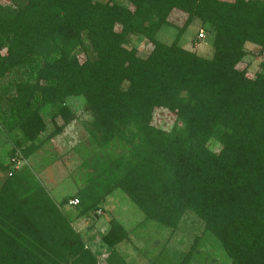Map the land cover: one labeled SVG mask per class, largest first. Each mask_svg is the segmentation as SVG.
Returning <instances> with one entry per match:
<instances>
[{
	"label": "trees",
	"instance_id": "16d2710c",
	"mask_svg": "<svg viewBox=\"0 0 264 264\" xmlns=\"http://www.w3.org/2000/svg\"><path fill=\"white\" fill-rule=\"evenodd\" d=\"M122 1L131 10L114 0L0 3V130L10 163L39 149L46 120L45 141L76 120L68 102L80 99L92 150L81 167L92 172L83 174L76 217L100 212L119 191L144 223L173 231L186 214L201 223L179 264L204 242L229 264H264V64L251 79L237 68L246 45L264 54V0ZM172 11L185 21L167 45L155 36ZM193 22L213 35L210 58L177 45ZM130 36L148 42L146 56L126 46ZM160 108L175 118L167 132L151 125ZM8 175L0 264H98L62 211L70 197L55 204L31 173ZM126 239L110 221L104 264L119 263L114 248Z\"/></svg>",
	"mask_w": 264,
	"mask_h": 264
},
{
	"label": "rangeland",
	"instance_id": "374dc122",
	"mask_svg": "<svg viewBox=\"0 0 264 264\" xmlns=\"http://www.w3.org/2000/svg\"><path fill=\"white\" fill-rule=\"evenodd\" d=\"M114 1L131 10L130 5L124 1ZM6 2L7 0H0L1 4H6ZM184 21L185 16L182 13L172 11L168 17L170 25L159 29L155 36L156 40L167 45L171 44ZM114 29L117 31L118 27ZM199 32L202 33V38L197 37ZM212 39L213 35L207 27H201L197 22H193L185 28L177 45L202 58H210ZM126 46L134 47L141 57L146 56L150 49L148 42L137 39L135 36L128 38ZM258 50V47L246 45V55L237 66L238 69H245L247 78L251 79L254 73L263 71L261 64H264V54L260 55ZM77 57L79 61L83 60L82 54H78ZM68 103L77 116L76 120L66 125L58 135L45 141L44 139L53 130L51 122L46 120L45 130L38 137V141H43V143L27 159H15L13 163H10L7 152L12 146L0 130V164L5 168V173L0 175V181L5 174L9 176V173L13 175L16 172L27 171L39 181L55 204H58L64 197H70L69 201L77 200L76 194L84 185L83 174L92 172L89 168L85 170L81 167V156L82 153H87L90 158L92 150H90L91 142L88 140L84 125L88 116L80 114L81 100L73 99ZM174 119L173 114L160 108L153 113L151 125L167 132L172 127ZM56 123L61 124L59 120ZM208 148L212 152L218 151V145L214 141L208 144ZM117 151L116 149L115 152ZM69 201L62 211L71 221L82 242L95 252L98 264H104L103 261L109 252V249L102 245L100 237L108 230L110 221H115L127 231L126 241L114 248L118 264H179L183 260L182 256L189 251L194 239L201 233V223L191 214L184 215L178 227L173 231L144 223L143 215L119 191H114L104 198L100 212H90L80 218L76 217L78 210L75 205H70ZM188 264H229V262L223 258L217 246L204 242L203 247L197 244L189 257Z\"/></svg>",
	"mask_w": 264,
	"mask_h": 264
},
{
	"label": "built area",
	"instance_id": "2783aa9c",
	"mask_svg": "<svg viewBox=\"0 0 264 264\" xmlns=\"http://www.w3.org/2000/svg\"><path fill=\"white\" fill-rule=\"evenodd\" d=\"M197 37H198V38H202V33L199 32V34H198ZM69 204H70V205H76V204H77V201L74 199L73 201H69Z\"/></svg>",
	"mask_w": 264,
	"mask_h": 264
}]
</instances>
